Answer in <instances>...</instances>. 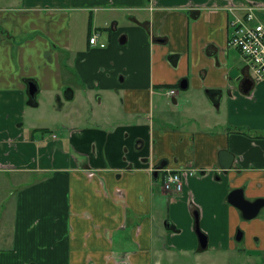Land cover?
<instances>
[{"label":"crops","instance_id":"crops-1","mask_svg":"<svg viewBox=\"0 0 264 264\" xmlns=\"http://www.w3.org/2000/svg\"><path fill=\"white\" fill-rule=\"evenodd\" d=\"M18 3L13 18L0 4V264H217L241 240L261 257L264 208L245 219L228 195L264 198V79L240 67L227 8L264 19V0ZM101 91L118 114L97 120Z\"/></svg>","mask_w":264,"mask_h":264},{"label":"built area","instance_id":"built-area-1","mask_svg":"<svg viewBox=\"0 0 264 264\" xmlns=\"http://www.w3.org/2000/svg\"><path fill=\"white\" fill-rule=\"evenodd\" d=\"M228 11L231 13L230 27V44L237 47L243 54L248 74L252 80L264 79V19H261L258 12L260 7L246 3L242 5L228 6ZM92 44H97L105 47L104 42H100L98 34L90 37ZM249 77V78H250ZM176 89L170 88L166 93L170 96L176 95ZM166 179L164 187H171L174 191L183 189L184 181L183 174H193V168H180L175 171H166Z\"/></svg>","mask_w":264,"mask_h":264},{"label":"rangeland","instance_id":"rangeland-1","mask_svg":"<svg viewBox=\"0 0 264 264\" xmlns=\"http://www.w3.org/2000/svg\"><path fill=\"white\" fill-rule=\"evenodd\" d=\"M20 0H0V4H2V6H5L6 11L5 13L8 14L10 17H15L18 14V11H16L14 8L19 6V2ZM21 16L23 17V14H21ZM8 32V30L6 31V33ZM9 41H11V38H9ZM16 43V41L14 42ZM44 43V42H43ZM35 44V43H32ZM45 44V43H44ZM37 46H35L34 48L31 47V52H34ZM45 48V47H44ZM43 48V49H44ZM239 53V52H237ZM240 55V54H238ZM240 58H242V56L240 55ZM11 65H14V63H12ZM244 66L245 70H247L248 72V68L246 66V62H243V58H242V63H240V67L242 68ZM30 82V81H29ZM37 85V84H36ZM170 89V88H169ZM168 89H166L167 91ZM115 91H117V89H115ZM166 91L164 90V92L166 93ZM177 91L179 92V94L184 93V90H182V88H178V90H176L175 94L177 93ZM104 93L105 97H104V101L103 103H101V105H97L95 108L94 106H90V109H94V113L96 115H98L97 117H95V119L99 120L102 118H106L107 116H115L116 114H118L116 112V109L118 106H115V100L113 98V96L111 97V95H109L107 93V91H101ZM189 95H193V99L196 98L195 95V91L193 90V94L189 92ZM249 95V94H248ZM119 100V97H116ZM169 101V109L171 107H174V109H176L177 106H175V104L172 102V97H168L166 98ZM71 105H66L65 108H70ZM89 109V111H90ZM160 109H164L166 112V108L165 105L164 106H160ZM48 113L52 114L53 117H55V119L58 121L59 120V112L54 110L53 111V106L49 107L48 109ZM170 114V113H169ZM118 116V115H117ZM57 134V131H55ZM155 169H153L154 172ZM165 190H168L170 192H174L173 188L169 187H164ZM12 190H14V187L9 185L8 183H5L3 186V191L5 193H7V199L5 204L6 205H12L13 204V196H12ZM3 196V194L1 195V197ZM1 209V207H0ZM245 245V240H241V241H237V246L239 250H235V251H226V254L224 256V259L217 264H264V254L259 257L258 251L255 250H244L243 247ZM165 264H167V262H164ZM179 264H186V263H179ZM189 264V263H188ZM191 264H195L194 261Z\"/></svg>","mask_w":264,"mask_h":264},{"label":"water","instance_id":"water-1","mask_svg":"<svg viewBox=\"0 0 264 264\" xmlns=\"http://www.w3.org/2000/svg\"><path fill=\"white\" fill-rule=\"evenodd\" d=\"M125 41H122L124 43ZM231 76L236 77L237 79L240 78L239 71L237 69L231 70ZM186 85L181 84V88H185ZM253 86V81L250 78H245L242 82V90L243 92H248ZM37 92V85L34 81L29 82V93L30 95L34 96ZM174 103H177L175 99H173ZM224 157V155H223ZM225 161V162H224ZM221 160V166L223 169H229L232 166V163L234 161V156L230 155V157L226 158L225 160ZM164 164L157 166L154 170V175L157 176L159 169L163 168ZM228 201L236 206L241 212L242 216L245 219H253L257 217L261 210L264 208V198H257L255 200H249L246 198L244 194V190L242 188H236L233 189L229 195H228ZM196 231L198 233L200 242L202 247L207 246V235L201 231L200 225H199V219H196ZM243 232L241 230L238 231L237 234V240L242 239Z\"/></svg>","mask_w":264,"mask_h":264}]
</instances>
